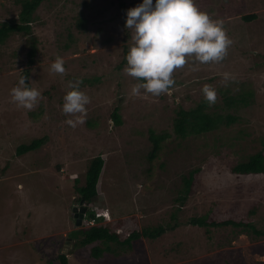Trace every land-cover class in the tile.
<instances>
[{
    "label": "rangeland",
    "instance_id": "obj_1",
    "mask_svg": "<svg viewBox=\"0 0 264 264\" xmlns=\"http://www.w3.org/2000/svg\"><path fill=\"white\" fill-rule=\"evenodd\" d=\"M124 1L131 7L142 2ZM118 2L44 0L32 31L0 44V264H62V253L69 264H264V235L224 223L264 229V173L232 171L264 151V0H195L200 10L224 21L232 43L219 62L189 58L160 95L131 92L137 80L123 71L131 33ZM21 8L19 0H0V25L18 20ZM250 13L258 18L244 24L242 16ZM58 55L63 74L51 71ZM25 69L31 86L42 93L32 109L11 97ZM77 78L90 101L85 113L65 114L66 85ZM206 84L216 90V101L207 108L211 113L225 114L222 92L228 88L231 93L251 89L254 101L233 111L238 122L181 138L173 128L178 110L204 102ZM116 107L121 124L112 118ZM77 116H83L82 123H66ZM153 134L165 138L150 158ZM39 137H47L44 146L17 154L19 145ZM99 154L106 164L99 201L88 213L107 216L100 223L121 238L159 225L168 230L156 239L134 241L120 255L106 251L95 258V243L80 245L71 233L86 226L85 219L75 223L73 207L80 202L74 179L84 184ZM196 169L186 192L185 178ZM194 218L219 224L196 225Z\"/></svg>",
    "mask_w": 264,
    "mask_h": 264
},
{
    "label": "clouds",
    "instance_id": "obj_2",
    "mask_svg": "<svg viewBox=\"0 0 264 264\" xmlns=\"http://www.w3.org/2000/svg\"><path fill=\"white\" fill-rule=\"evenodd\" d=\"M223 23L222 19H213L208 12L200 10L195 0H142L127 9L124 26L130 30L131 43L123 71L137 80L131 88L132 94H139L141 89L153 95L168 91L174 84V70L183 67L189 58L201 63L222 60L232 43ZM50 67L52 72L65 73L64 60L59 55ZM26 80V75L19 77L17 84L10 90L11 97L18 106L32 109L42 93ZM81 82L79 78L67 82L68 90L62 105L65 114L86 112L85 106L90 98L81 90ZM202 91L210 104L215 103L214 88L206 84ZM77 122L82 123L83 116L66 120L72 127ZM88 210L89 205L84 217ZM96 216L105 217L101 213ZM89 223L92 225L95 220Z\"/></svg>",
    "mask_w": 264,
    "mask_h": 264
},
{
    "label": "trees",
    "instance_id": "obj_3",
    "mask_svg": "<svg viewBox=\"0 0 264 264\" xmlns=\"http://www.w3.org/2000/svg\"><path fill=\"white\" fill-rule=\"evenodd\" d=\"M44 0H19L22 4V8L18 13V20L15 19L14 23L3 22L0 25V44L6 42V40L11 37L13 34L17 32H31L32 31V22L34 21L35 13L40 4ZM121 8V18L125 22L126 20V11L127 9L131 8L128 2L124 0H120L118 2ZM106 8L105 5H100L97 8ZM106 11V10H105ZM257 13H250L247 15H243L242 19L245 21L244 24H248L247 22L255 21L257 19ZM223 28L225 26L223 24ZM227 34V32H226ZM126 52L125 57L128 52V46L125 45ZM235 47H237L235 45ZM36 48L34 47L31 52L30 63L34 62L32 58ZM123 63H127L126 59L124 58ZM29 70L25 69L22 72V75H26L28 80L26 82L30 83L29 80ZM226 83V82H225ZM223 83V84H225ZM222 85V84H220ZM31 86V83H30ZM217 92L219 93L218 89ZM221 92V90H220ZM232 89H229L226 92H222L224 94L223 97V105L221 110L225 112L222 113H211L207 111L208 104L210 103L205 99L204 102H200L195 107L190 109H185L181 107L178 110V116L174 120V130L177 135L181 138H185L188 135L192 134H201L206 133L209 131L214 130L215 128L219 127V125L226 124L231 125L235 122H238V116L233 112H237L240 108L245 106L247 103L253 102V91L251 89L242 90L239 93H231ZM115 123L121 124L122 118L119 113V107H116L113 111V116ZM153 142V150L150 154V158L156 156L157 151L161 147V142L164 140V135H151L150 136ZM47 142V137H39L37 139L32 140L30 143H24L18 146L17 154L23 155L27 154L31 151H35L42 146H44ZM264 145V139L262 140ZM106 164L105 158L102 154H99L93 157L87 172H86V181L84 184H81V180L78 178L74 179V189H75V196H77V202H81L82 199L85 200V203L89 205V209L91 206L99 201V182L101 179L102 172L104 170ZM232 171L238 174H259L264 173V151H257L254 154H251L247 160L241 161L235 164L232 167ZM197 172L193 170L190 172L189 176L185 178V191L189 192L190 187L193 183L194 175ZM181 199L184 200L185 196H181ZM107 217H97L94 211H89L87 216H85V228H79L71 233L74 238H80L79 244L80 245H88L95 243L93 248V256L95 258L102 257L106 251L112 253L114 255H120L122 252L126 250H130L133 248L134 241L139 240L140 238L147 237L150 239H156L159 236L166 233L168 230L163 225H159L155 228H144L143 230H134L129 233L128 236L125 238H121L120 233L117 230H113L111 226L107 223L103 225L100 221L106 219ZM95 220V223L90 225V220ZM76 223V221H75ZM193 224H199L202 226H207L213 224L218 225L219 223L216 222H208L205 218H194L192 220ZM224 223H234L236 226H244L247 227L251 232L257 235H264V229L257 228L252 223L247 222H235L233 220L225 221ZM84 224V223H83ZM77 225V224H75ZM177 225H171L169 229H175ZM61 263L62 264H69V259L67 254L62 253L60 254Z\"/></svg>",
    "mask_w": 264,
    "mask_h": 264
},
{
    "label": "water",
    "instance_id": "obj_4",
    "mask_svg": "<svg viewBox=\"0 0 264 264\" xmlns=\"http://www.w3.org/2000/svg\"><path fill=\"white\" fill-rule=\"evenodd\" d=\"M84 203H85V200L82 199L79 206L73 207L74 216L76 218V223L78 225L81 224L84 214L88 209V205Z\"/></svg>",
    "mask_w": 264,
    "mask_h": 264
}]
</instances>
